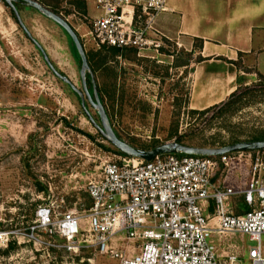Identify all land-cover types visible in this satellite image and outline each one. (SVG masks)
<instances>
[{"label": "rangeland", "instance_id": "374dc122", "mask_svg": "<svg viewBox=\"0 0 264 264\" xmlns=\"http://www.w3.org/2000/svg\"><path fill=\"white\" fill-rule=\"evenodd\" d=\"M35 1L73 29L87 26L84 40L90 38L95 18L89 20L77 0ZM16 7L53 66L83 92L79 55L68 34L35 9ZM13 15L0 0V233H15L0 252V264H118L94 248L73 254L61 248L64 242L59 238L39 234L37 242L27 235L40 205L55 202L87 211L91 204L87 184L99 176L103 164L120 163V155L91 121L101 126L87 98L85 110L71 87L52 73ZM77 35L111 126L129 145L150 150L179 137L189 146L233 139L245 142L264 133V75L255 69L243 70L248 82L229 99L225 111L213 119V114L192 116L190 70L181 66L194 63L195 52L164 43L158 53L114 54L111 48L91 38L84 43Z\"/></svg>", "mask_w": 264, "mask_h": 264}, {"label": "built area", "instance_id": "2783aa9c", "mask_svg": "<svg viewBox=\"0 0 264 264\" xmlns=\"http://www.w3.org/2000/svg\"><path fill=\"white\" fill-rule=\"evenodd\" d=\"M95 2L99 16L90 38L97 45L138 53H158L165 45L156 23L166 0ZM242 168L249 176L243 190L230 186ZM86 192L87 211L55 202L38 206L29 239L59 238L68 253L94 248L118 264H264V150L220 157L171 154L151 162L120 156V163L101 166ZM235 197L244 199L242 215L231 209ZM14 235L0 233V252ZM233 235L256 243L247 259L219 253L214 237Z\"/></svg>", "mask_w": 264, "mask_h": 264}, {"label": "crops", "instance_id": "0c3cea01", "mask_svg": "<svg viewBox=\"0 0 264 264\" xmlns=\"http://www.w3.org/2000/svg\"><path fill=\"white\" fill-rule=\"evenodd\" d=\"M79 1L87 3L89 20L99 16L96 0ZM156 28L164 43L188 53L195 52V62L181 66L190 70V110L203 111L227 102L247 84L245 68L264 75V0H166ZM74 30L84 43L91 41L84 40L88 36L87 26L77 25ZM248 181L247 168H242L241 172H235L230 186L243 190ZM230 205L235 215L247 211L243 197L232 198ZM213 211L211 203L208 213ZM214 241L223 256L236 253L247 259L248 251L253 248L247 245L252 241L242 235L225 239L215 236ZM262 247L264 252L263 242Z\"/></svg>", "mask_w": 264, "mask_h": 264}, {"label": "water", "instance_id": "95a60500", "mask_svg": "<svg viewBox=\"0 0 264 264\" xmlns=\"http://www.w3.org/2000/svg\"><path fill=\"white\" fill-rule=\"evenodd\" d=\"M3 1L8 7L11 8V10L13 11L17 19V22L23 29L28 39L40 51L45 63L47 64L49 69L52 71V73L62 82L66 83L67 85L71 87L74 93L79 96L81 105L85 110H86L85 97L87 98L92 108L97 112L100 118L101 126L97 125L95 121H93V119H91V121L98 128L102 136L110 144H112L119 152L124 154L127 158H133V159H138V160H142L145 162H151L159 156H165V155H171V154H180V155H186V156H201V157H220V156H224L225 154L233 153V152L263 151L264 150V141H245V142H239L233 145H228V146L219 147V148H204V147H196V146H187V145L179 144L177 142L161 144L150 150H143V149H139V148L129 145L128 143L124 142L117 136V134L114 132L111 126L107 111L98 94L97 87H96V84L93 78L91 68L89 66V62H88L85 49L83 47V44L79 36L77 35L73 27L60 15L55 14L54 12L48 10L47 8H45L43 5H41L35 0H3ZM19 2L29 8L35 9L41 15L53 21L61 29H63L68 34V36L71 38L75 46V49L81 60L80 74H81V79L83 83L84 93L79 91L72 84V82L69 80L68 77L60 74L57 71V69L53 66L51 60L49 59L48 55L44 51L43 47L35 40V38H33L31 33L27 30L15 6V4ZM87 76L90 79L92 89H93V94L89 92L87 82H86Z\"/></svg>", "mask_w": 264, "mask_h": 264}, {"label": "trees", "instance_id": "16d2710c", "mask_svg": "<svg viewBox=\"0 0 264 264\" xmlns=\"http://www.w3.org/2000/svg\"><path fill=\"white\" fill-rule=\"evenodd\" d=\"M75 3H77V4H79V5H81L82 6V8H83V13H86V6H85V3H84V1H79V0H77V1H75ZM7 6V5H6ZM16 6V5H15ZM17 8V7H16ZM14 14V13H13ZM56 14V13H55ZM13 17L14 18H16L15 17V15H13ZM73 47H74V45H73ZM74 50L76 51V49H75V47H74ZM111 50H112V52L114 53V54H118V53H121L118 49H115V48H111ZM76 55H77V51H76ZM77 58H78V61L81 63V60H80V57L79 56H77ZM89 85H91V82H90V79H89V77H87V86H89ZM92 86V85H91ZM91 91L93 92V89L92 90H90L89 89V92L91 93ZM99 94V93H98ZM100 96V95H99ZM235 96V94H233L232 96H231V98L230 99H232L233 97ZM100 99H101V97H100ZM101 101H102V99H101ZM230 100L229 101H227V102H225V103H223V104H221V105H218V106H214V107H211V108H209V109H206V110H203V111H195V110H190V114L192 115V116H199V117H204V116H207V115H209V114H213V116L211 117V119H213L217 114H219V113H222L223 111H225V109L229 106V104H230ZM103 103V102H102ZM251 141H264V133H261L260 135H257V136H255ZM175 142H177V143H179V144H182V145H186V144H184V141H183V138L182 137H179V138H177L176 140H175ZM239 142H241V141H239V140H237V139H233L231 142H228V143H219L218 141H214L213 143H209V144H207V142H206V144L205 143H200V144H198L196 147H208V146H212V147H214V146H216V144H219V146L220 147H225V146H228V145H233V144H236V143H239ZM187 146H189V145H187ZM156 147V146H155ZM154 148V147H153ZM150 149H152V147L150 148ZM143 150H148V148H143ZM117 153L120 155V156H123V157H126L124 154H122L121 152H119V151H117Z\"/></svg>", "mask_w": 264, "mask_h": 264}, {"label": "flooded vegetation", "instance_id": "af4514ba", "mask_svg": "<svg viewBox=\"0 0 264 264\" xmlns=\"http://www.w3.org/2000/svg\"><path fill=\"white\" fill-rule=\"evenodd\" d=\"M15 5H16V6H17V5L24 6V5H23V4H21L20 2H19V3H16ZM24 7H25V6H24Z\"/></svg>", "mask_w": 264, "mask_h": 264}]
</instances>
